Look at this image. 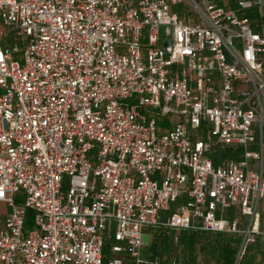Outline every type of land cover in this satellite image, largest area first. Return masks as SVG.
<instances>
[{"label": "built area", "instance_id": "built-area-1", "mask_svg": "<svg viewBox=\"0 0 264 264\" xmlns=\"http://www.w3.org/2000/svg\"><path fill=\"white\" fill-rule=\"evenodd\" d=\"M263 8L0 0V264H146L152 227L264 243Z\"/></svg>", "mask_w": 264, "mask_h": 264}, {"label": "rangeland", "instance_id": "rangeland-1", "mask_svg": "<svg viewBox=\"0 0 264 264\" xmlns=\"http://www.w3.org/2000/svg\"><path fill=\"white\" fill-rule=\"evenodd\" d=\"M168 119L170 118H165V119H158V124L160 126H166L164 125L165 123H167ZM205 138V137H204ZM227 151L230 150H225L224 154H228ZM229 157V155H226ZM233 156V155H230ZM261 207L264 210V198L261 202ZM264 220V218H263ZM157 231L155 233V237L157 235V240H155L157 242L158 245L160 246V250L162 251V254L160 256V259H162L163 263L165 264H170V262H172L173 260H175L177 262V264H188V262H190L191 259V255H194V260H191V263H196L198 261H205L207 264H220L221 260L220 258H223V256H221L222 253H224V249L229 247V248H233V249H238L236 252V257L238 255L239 252V245L242 244L243 242V238L239 235L236 236V238H233L232 236H221V235H213L210 233H206V232H196L195 233V238L193 240H191V246L190 243L188 244V237H186V242L185 243H178L177 242H172L173 241V237L172 233L171 235H167L166 234V230L164 228H149L147 230L148 234L149 233H153ZM177 232V231H172ZM180 231H178L177 233V237L179 239V241L181 240V235L179 234ZM167 235L170 238V241L172 243H170L169 245V249L167 250H163L162 246H163V242L161 243L160 241L163 240L162 238ZM154 236V235H153ZM229 237V238H228ZM232 237V238H231ZM264 242V240H263ZM149 243V242H148ZM174 243V246H173ZM148 245V244H147ZM165 245V242H164ZM257 244H251L244 257L242 259H240L238 262H236V258L233 264H264V253H261L259 250H255L254 246H256ZM148 250L146 249V247H144L142 249V256L144 257L146 252ZM261 256H260V255ZM162 257V258H161ZM190 263V264H191Z\"/></svg>", "mask_w": 264, "mask_h": 264}, {"label": "trees", "instance_id": "trees-1", "mask_svg": "<svg viewBox=\"0 0 264 264\" xmlns=\"http://www.w3.org/2000/svg\"><path fill=\"white\" fill-rule=\"evenodd\" d=\"M227 152H228V154H226V155H229V156L233 155V156L238 157V155H235L231 151H227ZM152 228L160 229L162 227H152ZM156 232L157 231H155L154 234L153 233L152 234L149 233V236H148V239H147L149 243L147 242L148 245H146V249L148 251L146 252L145 256L143 257L145 259V261H146V264H165V263H163L162 259H160L162 251L159 249L161 245H158L157 242L155 241V240H157V235L155 237V233ZM177 232L173 233L172 231L166 230V234L167 235H171V233H172L171 237L174 238L172 242H177V244L180 243V242L181 243H185L186 242V237H188V244H189L190 242H192L191 240H193L196 237L195 236V233H196L195 231L182 230V231L179 232V234L181 235V240L179 241V239L177 237V234H178ZM216 234H222V233H216ZM167 235H165L162 238L163 240L160 241L161 243L163 242V246H162L163 250L169 249V245H170V243H172L170 241L171 237L169 238V236H167ZM223 235L228 236L229 234H223ZM164 242H165V245H164ZM173 246H174V243H173ZM190 246H191V243H190ZM224 250L225 251H224V253L221 254V256H223L225 260H223V258H220V260H221L220 264H233L234 261H235L236 252H237L238 249L236 250V249L227 247ZM193 256L194 255H191V259H190V262H188V264L191 263V260H194ZM197 263L198 262H196L194 264H197ZM191 264H193V263H191Z\"/></svg>", "mask_w": 264, "mask_h": 264}, {"label": "crops", "instance_id": "crops-1", "mask_svg": "<svg viewBox=\"0 0 264 264\" xmlns=\"http://www.w3.org/2000/svg\"><path fill=\"white\" fill-rule=\"evenodd\" d=\"M264 10V8H263ZM247 14L252 18V19H258L259 18V13H258V9L257 7L254 8V9H251L247 12ZM264 19V17H263ZM206 233H210V234H213V235H221V236H225L223 234H216V233H211V232H206ZM229 236V235H228ZM234 238H236L237 235H230ZM238 237V236H237ZM255 244H257L256 246H254L255 250H259L261 253H264V246H263V243L262 242H256ZM238 246L240 247L239 243H238ZM260 255V254H259ZM261 256V255H260ZM203 261V260H202ZM199 262V261H198ZM205 262V261H204ZM206 263V262H205ZM264 263V262H263ZM198 264V263H197ZM207 264V263H206Z\"/></svg>", "mask_w": 264, "mask_h": 264}, {"label": "water", "instance_id": "water-1", "mask_svg": "<svg viewBox=\"0 0 264 264\" xmlns=\"http://www.w3.org/2000/svg\"><path fill=\"white\" fill-rule=\"evenodd\" d=\"M169 45V40H167L166 42H165V47H167ZM263 246H264V243H263Z\"/></svg>", "mask_w": 264, "mask_h": 264}]
</instances>
